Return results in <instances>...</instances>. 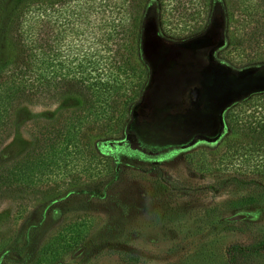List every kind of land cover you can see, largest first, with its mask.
Returning a JSON list of instances; mask_svg holds the SVG:
<instances>
[{
  "label": "rangeland",
  "instance_id": "rangeland-1",
  "mask_svg": "<svg viewBox=\"0 0 264 264\" xmlns=\"http://www.w3.org/2000/svg\"><path fill=\"white\" fill-rule=\"evenodd\" d=\"M101 2L95 11L104 5L105 13L95 14L93 47L101 46L98 57L106 67L94 75L112 85L106 111L83 121L77 152L69 149L58 161L61 172L53 165L27 195L16 191L0 199V264H264V92L232 101L223 128L203 138L196 136L200 127L165 119L189 106L195 82L179 78L164 92L170 99L153 109L157 122L142 125L147 147L126 130L147 103L146 86L154 89L155 77L138 49L144 16H154L145 38L153 31L170 44L202 34L216 16L222 39L216 57L239 71L264 67V0ZM76 5L51 12L52 39L59 33L64 43L79 45ZM86 101L83 96L18 105L0 163L31 151L51 153L49 138L73 131L64 125L85 114ZM237 214L246 217L227 220ZM232 245L253 252L228 250ZM79 248L83 252L74 257Z\"/></svg>",
  "mask_w": 264,
  "mask_h": 264
},
{
  "label": "trees",
  "instance_id": "trees-1",
  "mask_svg": "<svg viewBox=\"0 0 264 264\" xmlns=\"http://www.w3.org/2000/svg\"><path fill=\"white\" fill-rule=\"evenodd\" d=\"M73 1L77 4L75 7L79 8L73 13V22L81 27L78 46L70 42L64 43L59 33L52 39L49 23L51 12L62 13ZM96 1L102 3V0H0V147L9 137L12 114L21 103L83 96L87 98L82 111L85 114L80 112L81 114H77L64 125L67 131H73L63 134L62 137L49 136L51 153L46 151L34 154L31 151L19 161L0 163V199L5 195H16V191L27 195L43 180L45 172L51 166L61 165L58 161L64 159L65 151L74 148L77 152L79 145L76 142L81 140L77 133L82 131L83 121L89 116L93 118L97 111H106L103 103L106 95L110 96L112 85L107 82L100 84V79L96 80L94 75L95 71L101 73L106 67L105 62H101L103 58L98 57L101 46L98 49L93 47L98 38L93 33L94 23L99 26L95 14L101 13L105 8L103 5L97 13ZM104 1V4L110 2ZM153 19L152 14L144 16L139 27L138 49L140 61L147 67L148 74L155 77L154 89L152 84L146 86L142 101L147 99V103L145 107H141V111L134 112L136 115L132 116L129 128L126 129L129 136L145 147L142 125L147 122L155 124L157 120L153 116V109L163 105V100L157 99L163 91H159L160 84L156 78L159 79L163 65L171 61V55L176 52L170 47V43L164 40L161 42L162 39L157 38L158 33L149 32L150 29V38H145L146 23ZM120 27L126 33L125 21L121 22ZM69 28L74 29V23ZM118 33L119 31L116 32ZM109 38V42L114 43ZM109 49L110 46L106 44L105 52ZM118 55L120 61L125 60L121 53ZM136 106H131V109ZM57 168V172H61L64 167ZM230 249L253 252L250 248L238 245H232L228 248Z\"/></svg>",
  "mask_w": 264,
  "mask_h": 264
},
{
  "label": "flooded vegetation",
  "instance_id": "flooded-vegetation-1",
  "mask_svg": "<svg viewBox=\"0 0 264 264\" xmlns=\"http://www.w3.org/2000/svg\"><path fill=\"white\" fill-rule=\"evenodd\" d=\"M215 19L213 15L202 34L170 44L176 52L171 55V61L163 65L158 79L159 89L163 92L157 97L164 100L170 99L164 92L169 91L174 81L188 76L193 78V88L198 89L197 100L193 101L191 97L187 108L182 112L167 113L165 119L174 122L181 119V125L185 127H200L196 136L203 138H207L204 134L210 129L220 131L223 128L224 116L232 101L264 92V67L234 71L216 57L222 39ZM182 140L187 141L188 135Z\"/></svg>",
  "mask_w": 264,
  "mask_h": 264
},
{
  "label": "water",
  "instance_id": "water-1",
  "mask_svg": "<svg viewBox=\"0 0 264 264\" xmlns=\"http://www.w3.org/2000/svg\"><path fill=\"white\" fill-rule=\"evenodd\" d=\"M192 100L196 101L197 100V96H198V89L197 88H193L190 92ZM246 216L244 214H237V215H233L229 218H227L228 221H239L244 219ZM83 248H79L74 254L73 256L76 257L78 255H80L83 252Z\"/></svg>",
  "mask_w": 264,
  "mask_h": 264
}]
</instances>
